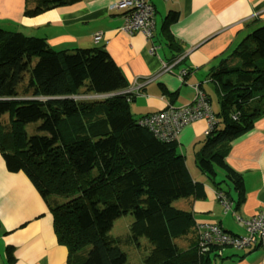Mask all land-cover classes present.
<instances>
[{
  "label": "trees",
  "instance_id": "16d2710c",
  "mask_svg": "<svg viewBox=\"0 0 264 264\" xmlns=\"http://www.w3.org/2000/svg\"><path fill=\"white\" fill-rule=\"evenodd\" d=\"M78 1L39 0L25 14ZM176 19L174 13L170 21ZM235 55L212 73L221 109L197 164L209 177L220 168L243 191L242 175L225 157L264 115V26ZM127 87L106 49L55 51L44 38L0 28V151L7 169L24 173L48 205L68 264H127L122 239L111 231L129 214L128 237L139 250L145 239L150 247L143 264H212L227 247L202 252L198 240L187 250L175 242L193 218L173 202L194 191L193 181L176 142L159 141L137 124L130 111L135 93L125 94ZM81 94L116 96L97 103L76 99ZM39 121L46 134L29 137L25 127Z\"/></svg>",
  "mask_w": 264,
  "mask_h": 264
},
{
  "label": "crops",
  "instance_id": "0c3cea01",
  "mask_svg": "<svg viewBox=\"0 0 264 264\" xmlns=\"http://www.w3.org/2000/svg\"><path fill=\"white\" fill-rule=\"evenodd\" d=\"M38 1L0 0V28L44 38L55 51L106 49L126 79L125 92L135 93L130 102L135 120L163 111L170 103L191 104L196 86L202 87L219 115L220 92L212 73L223 61H236L235 52L264 26V0H149L155 8L154 38L149 41L140 33L121 31L124 12L115 8L120 0H79L27 16L26 9H34ZM174 13L177 19L170 21ZM98 33L102 37L96 42ZM154 46L158 49L153 53ZM164 63L175 64L172 73L162 72ZM183 69L189 73L181 80ZM206 123L200 120L185 127L175 143L195 188L173 202L175 209L193 218L187 234L175 241L184 250L196 244L198 223L246 234L232 212H223L219 191L225 192L243 219L264 213V115L232 142L225 157L227 165L242 175L243 191L227 181L220 168L222 172L215 168L213 177L199 169L197 155L207 138ZM218 254L212 264H264V240L257 247H227ZM68 257L67 247L58 242L48 205L24 173L7 169L0 151V264H68Z\"/></svg>",
  "mask_w": 264,
  "mask_h": 264
},
{
  "label": "built area",
  "instance_id": "2783aa9c",
  "mask_svg": "<svg viewBox=\"0 0 264 264\" xmlns=\"http://www.w3.org/2000/svg\"><path fill=\"white\" fill-rule=\"evenodd\" d=\"M115 8L124 12V24L121 31L127 34L140 33L149 41L154 38L155 8L149 0H120ZM101 37L102 34L98 33L94 39L98 42ZM157 49L158 47L154 46L152 52L154 53ZM176 62L175 64L179 63V61ZM174 65L164 63L162 72L172 73ZM188 73V70L183 69L178 77L184 80ZM195 91V98L191 104L183 107L168 104L163 111L150 113L137 119V124L165 143L177 142L185 127L200 120H206L208 125L206 136L210 135L218 125L217 117L205 91L199 86H196ZM233 118L236 120V117ZM217 196L223 212L225 214L232 212L235 219L244 225L246 234L234 235L218 224L198 223V242L201 251L206 252L212 245L232 247L238 250L259 246L264 240V213L250 219H243L238 212L233 210V203L224 191H219Z\"/></svg>",
  "mask_w": 264,
  "mask_h": 264
},
{
  "label": "rangeland",
  "instance_id": "374dc122",
  "mask_svg": "<svg viewBox=\"0 0 264 264\" xmlns=\"http://www.w3.org/2000/svg\"><path fill=\"white\" fill-rule=\"evenodd\" d=\"M199 87H201V86H199ZM130 93H132V92H130ZM115 94L116 95L117 94L122 95L124 93L120 92V93H115ZM116 95H114V94H111V95H103V94L83 95V94H81L78 97H76V99L83 100L86 102H93V101L97 102V101H103L107 97L109 98V97L116 96ZM97 103H99V102H97ZM4 118L7 121L8 115H6ZM41 123L42 122L39 121L36 123L28 124L25 127L27 135L29 137L33 136L35 134L45 135L46 132L41 129ZM207 128H208V125H207ZM216 170L217 171L219 170L218 172H220V173L222 172L219 168H216ZM218 175H219V173H218ZM218 178H220V175L218 176ZM219 180H222V178H220ZM223 186H225V184H223ZM133 221H134V218L130 214L126 215V216H122L121 218H119L118 220L115 221L113 229L111 231V235L114 236L115 238H121L122 239V245H123L122 249L128 255V263L127 264H143V258L146 255L147 250H150V247L147 244L148 241L145 239L144 241H142L143 246H141V249L139 250L137 248L135 242L131 240V237H128L129 232H130V225L132 224ZM143 248H144L145 252H143L144 250L141 251Z\"/></svg>",
  "mask_w": 264,
  "mask_h": 264
}]
</instances>
